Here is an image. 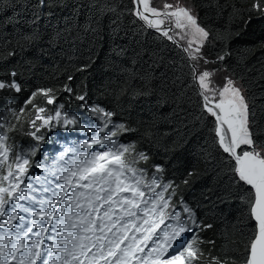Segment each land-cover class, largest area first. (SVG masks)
Wrapping results in <instances>:
<instances>
[{
    "label": "trees",
    "instance_id": "trees-1",
    "mask_svg": "<svg viewBox=\"0 0 264 264\" xmlns=\"http://www.w3.org/2000/svg\"><path fill=\"white\" fill-rule=\"evenodd\" d=\"M185 3L206 32V57L242 88L264 157V0ZM196 75L178 42L137 17L134 0H0V108L16 112L12 142L30 144L36 128L47 141L63 120L88 116L87 105L107 110L127 155L147 162L137 172L173 183L180 214L201 220L186 264H247L255 192L221 147Z\"/></svg>",
    "mask_w": 264,
    "mask_h": 264
},
{
    "label": "rangeland",
    "instance_id": "rangeland-1",
    "mask_svg": "<svg viewBox=\"0 0 264 264\" xmlns=\"http://www.w3.org/2000/svg\"><path fill=\"white\" fill-rule=\"evenodd\" d=\"M185 1L186 0H146L145 9L157 18H153L150 21H147L143 16L142 18L149 26H153L174 39L185 50L196 69L199 86L209 100L215 102L232 100L237 102L243 124L238 146H247L249 148L248 151L263 157L252 145L248 124L247 103L244 98V92L223 69L216 66L215 61L206 57V32L198 24L194 8L189 6V3H185ZM3 86H5L4 83L0 84V89ZM15 115L16 112L13 110V117ZM2 147L4 151L8 152V149L4 145H2ZM127 152L128 149L122 145V143L118 142V144L112 149V154H109L106 160L112 161L115 159L113 164H122L124 168L123 172L136 173L142 181L138 188L140 190L132 192V198L137 200H133L128 194L120 195L123 203L120 206V211L127 218V221L132 224L129 229L130 235L128 236L132 237L135 235L131 234L137 233L141 234V237L144 239L143 245L132 252L133 257L142 258L144 261L146 260L153 264H186L183 252L187 241L177 254L171 253L177 241L169 231L164 219L156 225H149L147 223L140 224L134 222L132 216L134 205L139 206V210H144L145 205L141 201L145 202L147 210L150 213L152 212V207H155L157 208V211H160L165 207L166 202L169 205V201L165 194L171 197L172 209L178 210L177 198H175L172 192H170V189H175V185H173V183L164 184L165 179L161 178L158 172L146 167L140 170L141 173H145L146 175L139 174L137 168L145 166L147 162L143 159L137 160L138 155H127ZM114 155H116V157ZM133 158L134 162L132 161ZM4 185V172L2 170L0 171V186L4 187ZM134 188L136 187L124 183H120L116 186V189H121L123 193L127 189ZM143 189L159 190L161 193V200L155 203H148L145 200V195L142 193ZM186 203L189 204L187 201ZM168 215L174 217L173 213ZM169 224L173 225L179 231L182 230L188 232L192 231V229L188 227L189 225L202 227V222L197 217L195 210L176 215L174 219L169 221ZM188 239L189 237L187 240Z\"/></svg>",
    "mask_w": 264,
    "mask_h": 264
},
{
    "label": "bare ground",
    "instance_id": "bare-ground-1",
    "mask_svg": "<svg viewBox=\"0 0 264 264\" xmlns=\"http://www.w3.org/2000/svg\"><path fill=\"white\" fill-rule=\"evenodd\" d=\"M207 100L209 99L207 98ZM87 109L89 110L88 116L81 117L80 115L77 114L76 116H73L71 119L63 120L62 125L61 126L59 125V127L53 130L54 135H48L47 141H39L41 147H49L50 141L48 138H50L52 140V144L58 147L60 151L59 157H54L48 161H45V163L43 164L44 166H50L51 164H56L58 166L57 173L54 176L49 177L48 179H56L64 171L68 173H73L77 171L75 167L76 159L74 158L75 150L85 154L91 160L92 164L95 167H98L100 164V161L98 160L99 152L102 151L105 147H109L115 143L117 139L116 135L119 132V128L116 127L117 121L113 118V116L110 115V113H108L107 110L100 107L93 108L91 105H87ZM13 110L14 109L12 106L6 108H0V121H4V122L7 121L10 123L13 117ZM217 131H219L218 125H217ZM113 133H115V135ZM112 135L115 137V139L112 138ZM59 138L68 141L70 144L67 146H63L61 142L58 140ZM119 139L121 140V136L119 137ZM226 153H228L231 156L229 152ZM8 160L12 161L10 156ZM16 171L19 173V175L21 174L19 167L16 168ZM48 179L40 178V180L38 181H33L32 186L35 184L41 188L45 184L50 186ZM20 180L23 181L21 183L25 185L27 184L26 179L23 180L21 176H20ZM74 181L75 183L73 185V188L77 189L79 185V178H76ZM11 192L13 193V191ZM154 196L157 197V201H158L160 197V193L159 192L155 193L154 195L150 196V199H152ZM74 197L75 195L66 193L65 199H61V200L54 199L51 201H41V202L32 201L31 202L32 210L20 209L14 202H12L10 207H4L0 209V215L1 214L10 215L11 214L9 213L10 208H14L17 214H19V216L40 218L42 220L40 226L32 225L30 226V228H27V233L31 235V238L27 240L29 247L39 248V246L41 245L38 244V241H42L44 238L48 236V233L50 231L60 226L61 217L68 209L72 207ZM15 199H20V197L15 196ZM4 200L5 199H3L2 201ZM152 209L154 212L156 211L155 207H152ZM163 218H165V216ZM199 230L200 229L194 230L193 235L195 236V238L192 241L188 242L189 245L186 246L184 250L192 246L193 242L195 241L198 235ZM40 249H41L40 251H43L44 246H42ZM123 258H125V256H123ZM50 263L51 261L47 256L46 260L39 262L37 264H50Z\"/></svg>",
    "mask_w": 264,
    "mask_h": 264
},
{
    "label": "water",
    "instance_id": "water-1",
    "mask_svg": "<svg viewBox=\"0 0 264 264\" xmlns=\"http://www.w3.org/2000/svg\"><path fill=\"white\" fill-rule=\"evenodd\" d=\"M136 6L137 17L146 24L147 27L157 30L153 26H149L145 20L150 21L154 17L147 9H145L146 0H134ZM197 77V75H196ZM205 100V107L212 112L216 118L219 128L217 136L219 143L224 151L229 152L239 166L241 176L255 190L254 203L252 205V216L256 223L257 231L251 243L249 258L247 264H264V158L251 151L239 153L238 146L240 132L243 128L242 117L239 106L236 101L227 100L225 102H215Z\"/></svg>",
    "mask_w": 264,
    "mask_h": 264
},
{
    "label": "clouds",
    "instance_id": "clouds-1",
    "mask_svg": "<svg viewBox=\"0 0 264 264\" xmlns=\"http://www.w3.org/2000/svg\"><path fill=\"white\" fill-rule=\"evenodd\" d=\"M157 31V30H156ZM161 32V31H160ZM162 33V32H161Z\"/></svg>",
    "mask_w": 264,
    "mask_h": 264
}]
</instances>
